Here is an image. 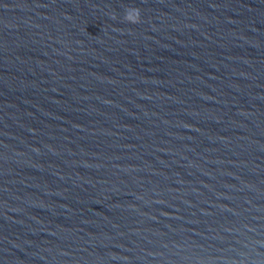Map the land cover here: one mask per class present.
Instances as JSON below:
<instances>
[{
  "label": "water",
  "instance_id": "obj_1",
  "mask_svg": "<svg viewBox=\"0 0 264 264\" xmlns=\"http://www.w3.org/2000/svg\"><path fill=\"white\" fill-rule=\"evenodd\" d=\"M0 264H264V0H0Z\"/></svg>",
  "mask_w": 264,
  "mask_h": 264
},
{
  "label": "clouds",
  "instance_id": "obj_2",
  "mask_svg": "<svg viewBox=\"0 0 264 264\" xmlns=\"http://www.w3.org/2000/svg\"><path fill=\"white\" fill-rule=\"evenodd\" d=\"M137 18L139 19V13L137 12ZM133 23L135 22V21H132Z\"/></svg>",
  "mask_w": 264,
  "mask_h": 264
}]
</instances>
